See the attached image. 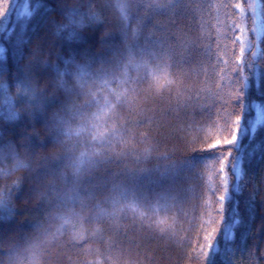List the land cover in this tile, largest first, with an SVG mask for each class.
<instances>
[{"label": "trees", "instance_id": "obj_1", "mask_svg": "<svg viewBox=\"0 0 264 264\" xmlns=\"http://www.w3.org/2000/svg\"><path fill=\"white\" fill-rule=\"evenodd\" d=\"M10 17L0 82L24 88L21 117L0 112V264H206L218 165L187 159L230 136L257 67L264 91L252 0H11ZM257 145L215 264H264V124Z\"/></svg>", "mask_w": 264, "mask_h": 264}, {"label": "snow or ice", "instance_id": "obj_2", "mask_svg": "<svg viewBox=\"0 0 264 264\" xmlns=\"http://www.w3.org/2000/svg\"><path fill=\"white\" fill-rule=\"evenodd\" d=\"M10 12L11 0H0V33L7 32L11 34L13 31ZM31 14V12L25 9L17 15V19L30 16ZM236 39L241 40L240 63L243 65L246 41L242 40L240 36H237ZM3 51V49H0V53H3ZM259 54V49H257L254 56H258ZM241 71H243V67H241ZM260 77L261 73L257 67L250 72L249 76L243 78L244 84L239 94L240 103L238 105L241 113L233 123L230 136L216 139L210 148L206 149L208 155H200L195 161L190 158L187 159L190 170L198 166H208L209 164L218 165V169H214L216 179L220 185V188L216 190L218 192L216 201L218 211L216 217L209 221L210 224H215L216 226L212 227L211 231L205 236V241L207 242L204 252L206 264H215L218 255L222 256V252L230 250L229 245L233 240L234 231L241 223L237 196L242 192V185L240 183L244 175L242 162L245 160L246 155L250 159L259 150V145H257L250 151L249 145H251L252 140L257 134L258 126L264 124V110H262L261 104L257 101H246L244 97L251 88H255L258 96L264 97V91H261L260 88ZM253 109L257 113L255 120L249 118V113ZM245 137L249 140L248 145L244 144ZM100 139L102 141L101 147L103 148V145L107 143V134L101 133ZM103 151L105 150H101L98 154H101ZM147 158L148 154L145 155L144 160L146 161ZM216 192L213 194L216 195ZM133 196L136 195L133 194ZM127 199L125 198L123 201ZM120 204V201H116L114 202V207ZM249 208L250 210H254V204H250ZM217 235L220 236V240H217ZM221 240L225 246L223 250L220 247Z\"/></svg>", "mask_w": 264, "mask_h": 264}, {"label": "clouds", "instance_id": "obj_3", "mask_svg": "<svg viewBox=\"0 0 264 264\" xmlns=\"http://www.w3.org/2000/svg\"><path fill=\"white\" fill-rule=\"evenodd\" d=\"M69 11L71 12V10ZM69 18V14L66 13L65 19ZM55 27L54 34L59 36L60 33L55 31ZM23 88L24 86L20 83V81H15L10 84L6 77L3 78V82H0V112H4L8 115V118L4 120L5 122L13 123L21 117L17 99L23 94ZM0 119L4 118L0 116ZM5 146L11 148L12 151L17 154V158H19L22 149L16 141L9 140Z\"/></svg>", "mask_w": 264, "mask_h": 264}, {"label": "rangeland", "instance_id": "obj_4", "mask_svg": "<svg viewBox=\"0 0 264 264\" xmlns=\"http://www.w3.org/2000/svg\"><path fill=\"white\" fill-rule=\"evenodd\" d=\"M25 9H27L29 11L27 3L23 4V6H22V8L20 10V13L23 12ZM252 13H253L254 37H255V40H256V47H255V53H256V51L258 49L257 43H258V41H259L263 31H264V22H263V19H262V16H261V3H260L259 0H252ZM240 37H241L242 40H244L243 36H240ZM240 42H241V40H240ZM0 49H3V47L0 46ZM247 49H248V45L246 43V50ZM3 54H4V51H3V53H0V58L3 57ZM261 108H262V110H264V107L261 106ZM256 115H257V113H256V110L254 109V118H253V120H255Z\"/></svg>", "mask_w": 264, "mask_h": 264}]
</instances>
